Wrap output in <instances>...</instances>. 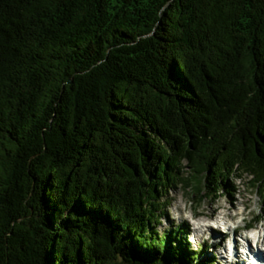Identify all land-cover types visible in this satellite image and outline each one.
Returning a JSON list of instances; mask_svg holds the SVG:
<instances>
[{
  "label": "trees",
  "instance_id": "1",
  "mask_svg": "<svg viewBox=\"0 0 264 264\" xmlns=\"http://www.w3.org/2000/svg\"><path fill=\"white\" fill-rule=\"evenodd\" d=\"M216 169L264 186V0H0V264H195Z\"/></svg>",
  "mask_w": 264,
  "mask_h": 264
},
{
  "label": "rangeland",
  "instance_id": "2",
  "mask_svg": "<svg viewBox=\"0 0 264 264\" xmlns=\"http://www.w3.org/2000/svg\"><path fill=\"white\" fill-rule=\"evenodd\" d=\"M184 169L190 170V166L188 164L184 165ZM195 175H200L201 173L199 172H194ZM219 174L220 170L216 169L215 171V179L211 177L208 182V187L207 189L209 192H216L218 193V188L219 186ZM227 173L225 172V176ZM231 180L232 187L228 190H223L220 196H216L215 199H210V196L204 197V192L202 191H196V188L193 187H187L186 184H176L175 186L172 187V189H168L166 191L163 190L164 196L161 197V201L163 202L162 206L164 207L162 218L160 224H157V228L159 231L167 228V227H176V225H181V230H184V225L187 222L189 225L192 227L185 231L184 233L186 234V238L189 242V245L192 246L193 249H199L201 247V244H204L206 248V243L209 241L207 239V235H209L211 232H215L214 234L217 235L218 238L221 237V233L223 231L218 230V231H213L210 229L214 228L215 226L210 225L208 222V218L210 214L212 213L214 216H216L219 219H224L226 222L231 223V229L234 227L236 224H241L243 226L244 224L248 223L249 221L252 220L253 215H256L260 211V207L263 201V198L260 197L255 190L250 186L251 183L248 182V177L245 176L242 179L239 178H234L232 179L229 177ZM198 187V184L196 185ZM196 195L195 199L192 197V195ZM229 198L230 200H233V202L236 204V207L233 208V210H242V213L238 216H235L233 220L227 219V215L221 212L228 213V210H225L224 207H220V205H230L229 203ZM249 198V205L245 206L244 202ZM211 200V202H210ZM214 204L217 207V210H213L210 213H208L211 210V205ZM191 206H193L194 213L197 215V220H202L206 225L202 228V230H197L194 229L195 223L191 217L192 210ZM245 206V209L243 211V208ZM169 214V215H168ZM207 214V215H205ZM186 219L185 221H183ZM263 223L262 227L259 228V230L262 232L264 231V218L262 221ZM227 230L226 227H222V229ZM223 229V230H224ZM211 230V231H210ZM199 231V232H198ZM230 232V237L231 236V230L229 229ZM243 232L239 230L238 233H235L234 237L239 238L236 243V246L234 248L233 253H231V248L232 245H228V247L224 246L221 247L220 251L221 254L223 255L222 257L220 255H214L215 252V247L209 245L210 249L209 252H205L203 254L209 256L212 260V264H237V261H230V258H235L236 254L239 252L243 256L244 254L241 252L243 250V247H241V236L240 233ZM217 238V239H218ZM214 238H212L211 241H213ZM210 243V242H208ZM190 246V247H191ZM210 251L212 253V256L210 254ZM231 253V255H230ZM241 256V257H242ZM244 257V256H243ZM222 258V259H221ZM225 258V260H224ZM239 260L241 258L239 257ZM199 261H195V264H198Z\"/></svg>",
  "mask_w": 264,
  "mask_h": 264
},
{
  "label": "bare ground",
  "instance_id": "3",
  "mask_svg": "<svg viewBox=\"0 0 264 264\" xmlns=\"http://www.w3.org/2000/svg\"><path fill=\"white\" fill-rule=\"evenodd\" d=\"M176 184H179V183H173L172 185H171V187H168V189H172V187L173 186H175ZM211 199V198H210ZM210 202H211V200H210ZM229 203H230V205H220V207H224L225 208V210H228L229 212L228 213H225L224 211L223 212H221L220 211V213H224V214H228L229 216H231L232 218H234L235 216H238V215H240L241 213H242V210L240 211V210H233V208H235L236 207V204L233 202V200H230V198H229ZM157 204V203H156ZM244 204H245V206H248L249 205V198L244 202ZM159 206V210L160 211H162V214H163V210H164V207L162 206V205H158ZM217 207H219V206H216V205H214V204H212L211 205V210L208 212V213H210L211 211H215V210H217ZM191 210H192V213H194V210H193V206H191ZM244 211V210H243ZM212 214V213H211ZM169 215V214H168ZM205 215H207V214H205ZM186 219H184V217H183V221H185ZM200 221H202V220H200ZM216 224V223H215ZM204 225H206L205 223H202V222H200L199 224H197V225H195V227L196 228H194V229H197V230H202V228L204 227ZM185 227H184V230L186 231V230H189L192 226L191 225H189L187 222L185 223V225H184ZM232 226V225H231ZM231 226L229 227V229L231 230V231H233V233L235 234V233H238L239 232V229L241 228V224H236L232 229H231ZM157 230H154V231H156V233H154V235H160V233H162V230L161 231H159L158 230V228H156ZM184 231V232H185ZM198 231V232H199ZM181 236V235H180ZM228 237V235H227V233H224V235H223V239L221 240H217L215 243L213 242V241H211L210 239H209V241L208 242H210V243H206L207 244V246H206V248H205V251H207V252H209V249L210 248H208V245H211L212 246V249H213V247H215L216 249H215V252H214V255H220L221 257L223 256L222 254H221V247H223L224 246V249H226L225 247H227L228 246V241H229V244L231 243V245L233 246V244H234V246H236V242L238 243V238L237 237H232V239L230 240H228V238H224V237ZM183 240H184V242H183ZM180 243L183 245L182 247H184V249L185 250H187V252H189L190 254H191V256L193 257L194 256V249L192 248V246L191 245H189V242H188V240H187V238L185 237V239H183ZM242 240H245V243H244V245L243 246H245V248H246V251H245V254H247L249 257L247 258L246 257V255H245V257L244 258H246L250 263H252V259L251 260H249L250 259V255L249 254H251V255H253L254 256V259L256 260V264H257V261H260V260H262L263 261V263H264V252L262 253V252H260V251H257V250H255L253 247H249V241H248V239L247 238H244V237H242ZM153 243L154 244H156V245H159V244H161V242H158V241H156V240H154L153 241ZM165 246L167 247V245H166V243H165ZM191 246V247H190ZM244 248V247H243ZM167 250H168V248H165V250L163 251V252H167ZM233 251H234V249H233ZM210 254L212 255V253H211V251H210ZM214 255H212V256H214ZM239 257L241 258V253H237L236 254V259H239ZM222 259V258H221ZM213 260H215V258L213 259ZM232 261L234 262L235 260L234 259H232ZM237 264H246L245 262H243L242 260H239L238 262H237ZM262 264V263H261Z\"/></svg>",
  "mask_w": 264,
  "mask_h": 264
}]
</instances>
